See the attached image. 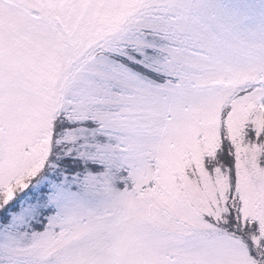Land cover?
<instances>
[{
    "label": "snow or ice",
    "instance_id": "1",
    "mask_svg": "<svg viewBox=\"0 0 264 264\" xmlns=\"http://www.w3.org/2000/svg\"><path fill=\"white\" fill-rule=\"evenodd\" d=\"M0 264H264V0H0Z\"/></svg>",
    "mask_w": 264,
    "mask_h": 264
}]
</instances>
